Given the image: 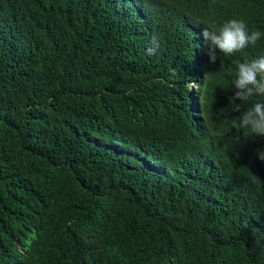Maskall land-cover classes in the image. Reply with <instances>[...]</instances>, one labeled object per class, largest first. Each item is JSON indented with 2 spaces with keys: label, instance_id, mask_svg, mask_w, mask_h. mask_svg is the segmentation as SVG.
I'll use <instances>...</instances> for the list:
<instances>
[{
  "label": "trees",
  "instance_id": "1",
  "mask_svg": "<svg viewBox=\"0 0 264 264\" xmlns=\"http://www.w3.org/2000/svg\"><path fill=\"white\" fill-rule=\"evenodd\" d=\"M264 0H0V264H264V138L235 126ZM153 35L160 42L149 55Z\"/></svg>",
  "mask_w": 264,
  "mask_h": 264
},
{
  "label": "clouds",
  "instance_id": "2",
  "mask_svg": "<svg viewBox=\"0 0 264 264\" xmlns=\"http://www.w3.org/2000/svg\"><path fill=\"white\" fill-rule=\"evenodd\" d=\"M203 36L210 42L207 52L209 62L215 64L218 59L217 49L225 57L234 56L249 47H255L264 37V33L259 30L250 32L243 20L231 19L219 28L207 26ZM159 47V39L153 35L151 45L147 49L148 54L155 55ZM233 87L236 90L233 99L240 101L237 111H240L241 105L249 104L254 97L264 98V56L239 63ZM235 126L238 130H247L255 137L264 138V99L252 102L238 117ZM256 154L264 161V150L257 149Z\"/></svg>",
  "mask_w": 264,
  "mask_h": 264
}]
</instances>
